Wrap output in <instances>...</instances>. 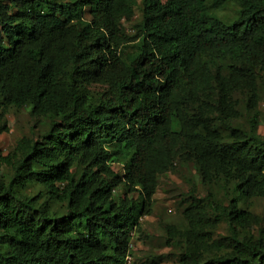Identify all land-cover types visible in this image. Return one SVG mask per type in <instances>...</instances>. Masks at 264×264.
<instances>
[{"label":"trees","instance_id":"trees-1","mask_svg":"<svg viewBox=\"0 0 264 264\" xmlns=\"http://www.w3.org/2000/svg\"><path fill=\"white\" fill-rule=\"evenodd\" d=\"M262 72L264 0H0V132L9 106L49 118L0 157V264H127L158 175L181 154L229 194L194 197L186 224L167 227L179 264H264V236L248 230L264 138L256 116L234 123L233 99L254 107ZM221 220L226 242L212 237Z\"/></svg>","mask_w":264,"mask_h":264},{"label":"rangeland","instance_id":"rangeland-1","mask_svg":"<svg viewBox=\"0 0 264 264\" xmlns=\"http://www.w3.org/2000/svg\"><path fill=\"white\" fill-rule=\"evenodd\" d=\"M98 9L93 3L86 6L84 16L89 17L92 12ZM139 19V11L135 7L133 18L124 22L126 30L133 32V23ZM264 72L259 73L256 79L258 88L257 104L247 106L245 94L236 91L233 94L235 108L239 116L234 123L246 126L250 116H256L258 120L257 132L264 138ZM94 93L100 92L103 87L98 84L91 86ZM6 130L0 132V157L10 153L16 142L22 138H37L49 126L47 116H33L27 106L7 107L5 114ZM221 132L226 135L227 129L221 127ZM115 170L120 169L119 164L113 165ZM0 172L9 175V166L0 162ZM40 192V200L48 202L52 209L63 210V204L52 200L48 194H44L39 185H31L27 192ZM193 192V193H192ZM121 195L122 190L118 191ZM214 195V197L226 205L229 190L215 183H204L195 168L189 154L178 155L172 165L165 173L157 178V185L151 196L150 202L144 208V213L139 218V224L131 235V251L127 256V264H179L180 246L174 236L168 232V226L181 229L186 224L183 210L193 201ZM251 212L256 221L251 224L248 230L254 235L264 236V198H252ZM228 229L224 220L218 222L213 230L212 237L215 240L226 242L222 237L228 236ZM242 233V232H241Z\"/></svg>","mask_w":264,"mask_h":264}]
</instances>
